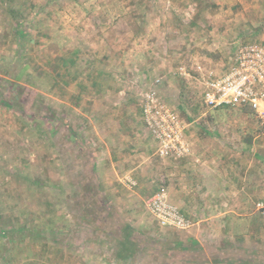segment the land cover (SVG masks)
<instances>
[{"label": "rangeland", "instance_id": "rangeland-1", "mask_svg": "<svg viewBox=\"0 0 264 264\" xmlns=\"http://www.w3.org/2000/svg\"><path fill=\"white\" fill-rule=\"evenodd\" d=\"M254 41L264 0H0V264H264V195L224 236L196 238L195 221L162 227L147 208L168 190L156 146L149 180L134 173L119 188L106 157L120 123L146 137L153 89L184 132L188 119L218 118L210 129L234 134L232 154L264 179L255 113L201 98L204 78Z\"/></svg>", "mask_w": 264, "mask_h": 264}, {"label": "crops", "instance_id": "crops-1", "mask_svg": "<svg viewBox=\"0 0 264 264\" xmlns=\"http://www.w3.org/2000/svg\"><path fill=\"white\" fill-rule=\"evenodd\" d=\"M126 115L132 116L130 109ZM217 120L211 118V121L205 119L202 122L188 119L185 130L190 147L188 156L175 162L164 159L156 166L160 168L162 177L166 178L170 202L197 223L194 229L196 238L224 236V222L230 218L252 215L249 209L264 195L261 173L252 165H242L238 161L241 156L238 153L232 154L235 148L229 142L235 138L234 134L226 140L224 132L210 129L209 125L218 123ZM233 122L231 119L227 123L232 125ZM234 124H238L237 121ZM128 125L124 127L120 123V127L112 131L106 147L107 165L114 177L108 183L115 188L121 187L118 181L124 183V179L134 176V173L148 181L149 177L145 179L144 175L153 165L149 146L155 148L156 144L149 132L146 130V137H143L130 121ZM137 149L141 153L133 155Z\"/></svg>", "mask_w": 264, "mask_h": 264}, {"label": "built area", "instance_id": "built-area-1", "mask_svg": "<svg viewBox=\"0 0 264 264\" xmlns=\"http://www.w3.org/2000/svg\"><path fill=\"white\" fill-rule=\"evenodd\" d=\"M159 82L157 79L156 84ZM201 98L213 109L250 108L264 125V44L256 41L240 44L224 74L204 78ZM141 107L144 124L156 144L157 156L175 160L188 156L190 147L183 123L155 90L143 94ZM130 185L135 186L136 182L130 181ZM146 205L162 227L186 230L194 225L193 220L170 202L164 186L147 199ZM258 207L264 212V202Z\"/></svg>", "mask_w": 264, "mask_h": 264}, {"label": "trees", "instance_id": "trees-1", "mask_svg": "<svg viewBox=\"0 0 264 264\" xmlns=\"http://www.w3.org/2000/svg\"><path fill=\"white\" fill-rule=\"evenodd\" d=\"M63 63H68V64H73L74 63V61L72 60V59H70L69 61H64ZM250 109V108H249ZM126 228H127V230H129L130 231V229H132L130 226H126ZM128 236H130V235H128ZM127 241V240H126ZM128 243L130 244V241H129V239H128ZM123 245H125V244H123ZM119 256H122L121 254H119ZM120 258H123V257H120Z\"/></svg>", "mask_w": 264, "mask_h": 264}]
</instances>
